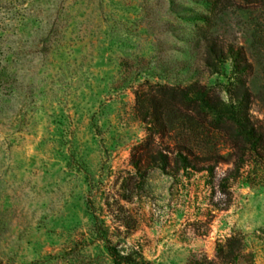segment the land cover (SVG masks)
Here are the masks:
<instances>
[{"label": "rangeland", "instance_id": "1", "mask_svg": "<svg viewBox=\"0 0 264 264\" xmlns=\"http://www.w3.org/2000/svg\"><path fill=\"white\" fill-rule=\"evenodd\" d=\"M207 42L243 48L250 120L264 128L261 1L0 0V264H117L109 246L186 264L234 233L245 261L264 264V159L234 176L215 131L191 141L220 156L212 173L130 165L146 134L140 85L199 83L234 101L232 61L208 66Z\"/></svg>", "mask_w": 264, "mask_h": 264}, {"label": "trees", "instance_id": "2", "mask_svg": "<svg viewBox=\"0 0 264 264\" xmlns=\"http://www.w3.org/2000/svg\"><path fill=\"white\" fill-rule=\"evenodd\" d=\"M264 3V0H256ZM206 64L215 65L212 54L229 57L236 75L234 101L227 103L220 96L199 83L186 86L145 83L135 91L134 110L144 124L146 134L141 142L132 147L130 165L144 175L157 167L178 178L183 171H206L212 173L219 155L214 151L197 154L193 142L197 135L219 131L227 139L231 151L234 176L246 165L247 158L254 155L264 159V128L250 120V93L243 78L249 67L241 46L206 43ZM174 140V145L166 139ZM176 141V142H175ZM261 147L262 152L256 148ZM214 163H210L211 161ZM132 197V194H130ZM124 199H131L126 196ZM108 250L117 264H142L132 260L131 254H120L113 247ZM246 252L244 238L234 233L218 241L213 258L202 252L193 253L186 264H242ZM246 264H249L246 262Z\"/></svg>", "mask_w": 264, "mask_h": 264}]
</instances>
